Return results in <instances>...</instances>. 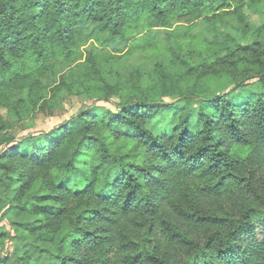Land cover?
Segmentation results:
<instances>
[{
    "label": "trees",
    "instance_id": "1",
    "mask_svg": "<svg viewBox=\"0 0 264 264\" xmlns=\"http://www.w3.org/2000/svg\"><path fill=\"white\" fill-rule=\"evenodd\" d=\"M249 8L264 0H0L10 111L128 93L1 148L0 221L12 201L39 215L20 224L48 264H264V42L233 33Z\"/></svg>",
    "mask_w": 264,
    "mask_h": 264
},
{
    "label": "rangeland",
    "instance_id": "2",
    "mask_svg": "<svg viewBox=\"0 0 264 264\" xmlns=\"http://www.w3.org/2000/svg\"><path fill=\"white\" fill-rule=\"evenodd\" d=\"M254 9H246L249 32L241 34L240 30L233 32L241 44H250L253 41L259 43L264 42V11L261 9L253 11ZM173 70V68H171ZM105 79L110 82H116V75L114 72H108L104 75ZM145 79V78H144ZM234 85L233 79L230 75L221 74L216 75L210 83V89L213 93H221L232 88ZM248 87H256L255 79L248 82ZM128 93L122 89L117 96L111 98L110 101H96L88 98L85 94H73L66 98H60L52 107H45L41 109L38 103L29 101L26 108L21 112L10 111L1 100L0 96V150L3 147L12 146L19 142L21 150H29L30 135H39L41 132H47L56 127L61 122L69 119L79 111L94 106L96 113L101 112L104 108L115 109L116 105L122 104ZM170 100L171 97H164ZM13 137L15 140L10 143H4L5 139ZM11 189V195L14 193ZM238 196L229 197L225 200H213L211 198L199 199V207L203 210H212L214 212H221L222 209L237 210ZM11 206L5 210L0 221V231L3 233V241L0 242V257H6V264H20L19 257L26 256L34 264H48L47 255L39 252L37 247L28 245L24 237V231L21 224L25 221H32L39 217L36 214H29L24 209L16 206V202L12 201Z\"/></svg>",
    "mask_w": 264,
    "mask_h": 264
}]
</instances>
